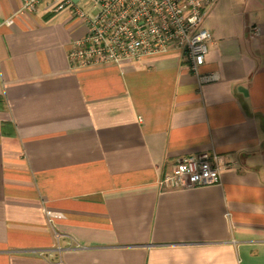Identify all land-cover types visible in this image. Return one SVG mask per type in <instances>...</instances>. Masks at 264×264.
<instances>
[{"label": "crops", "instance_id": "1", "mask_svg": "<svg viewBox=\"0 0 264 264\" xmlns=\"http://www.w3.org/2000/svg\"><path fill=\"white\" fill-rule=\"evenodd\" d=\"M21 1L0 0V264H264V0L216 2L199 75L175 52L72 65L85 24ZM197 153L219 183L163 180Z\"/></svg>", "mask_w": 264, "mask_h": 264}, {"label": "built area", "instance_id": "2", "mask_svg": "<svg viewBox=\"0 0 264 264\" xmlns=\"http://www.w3.org/2000/svg\"><path fill=\"white\" fill-rule=\"evenodd\" d=\"M217 1L22 0L17 14L30 16L40 8L52 13L67 10L71 19L85 24V35L68 49L72 65L120 64L175 52L199 75L212 40L203 22ZM12 21L9 18L6 22ZM163 180L173 187L217 184L221 180L220 159L206 153L178 158ZM46 215L52 221L58 213L47 210Z\"/></svg>", "mask_w": 264, "mask_h": 264}]
</instances>
